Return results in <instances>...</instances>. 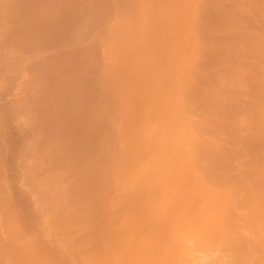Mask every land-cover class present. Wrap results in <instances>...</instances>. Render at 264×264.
Masks as SVG:
<instances>
[{
	"label": "rangeland",
	"instance_id": "1",
	"mask_svg": "<svg viewBox=\"0 0 264 264\" xmlns=\"http://www.w3.org/2000/svg\"><path fill=\"white\" fill-rule=\"evenodd\" d=\"M188 1H190L191 3ZM188 1L0 0V192H2L0 194V196H2L0 197V264H32V262L33 264H82L81 260L83 258L82 255H80L82 254V252L84 253V251L88 250V254H93L94 252L96 254V249L103 250L102 248L104 247V244H107L104 242H107L109 240L110 237H107L109 232L111 234L115 230V228H118L116 229V231L118 230L117 234L118 232L119 234L122 233L120 232L121 230L119 231V227L126 223V219L128 218H125V216H123V218L121 216L119 219H117V224L114 223L115 227H110L111 225L109 226L107 222L109 221L108 215L106 213L105 215L103 214L104 209L106 207L105 205H107L108 207L111 206L110 204H120L119 201H122L121 199L124 196L126 198L127 193L136 190L139 186L142 185V183L139 181V178L140 176H143V173H147L148 175L152 173H157L154 177V182L170 183L172 180L170 181V179L168 178L169 175H173V173L179 171L189 172L191 170V166L194 165L201 166L204 169L203 174L195 175V177L191 179V181L186 183L187 187H190L194 186L193 184L197 183L198 185L202 182L210 183L211 185L219 183L220 178L216 175V172L218 170L223 172L220 169L224 168L223 175L225 173L226 176L231 175L235 177L236 173L238 172L239 174V171H241V169L256 164L257 166H255L259 168H256V173L252 172L251 174H248L249 176L247 175L245 178V182H247L246 185L248 186L250 184V187H252V189L253 185H255L256 189L254 186V190L252 191L253 194L244 191L245 193L244 195L242 194V196L243 198L244 196L247 197L249 195L252 197L255 196V199L257 197V204H252V206L250 207H260V210L256 208L257 210H259L258 212L264 210V175H262L264 174V143L263 145H259V143H257L259 146L257 144L254 147L251 146V149L253 151V154H250L252 155L251 157L246 154V156L244 155V157H242L243 155H239V157L237 155V157H235L236 153L230 152L231 154H235V156L233 157V155L231 156L230 154L229 157H221L215 159L211 157L212 155L208 156L210 154L207 155L206 153V155L196 154L198 156H196L194 161H191V163L184 162L183 160L178 159L176 157V153H178L179 150H184L187 153L191 150L190 148H193L195 145H199V151H201V148H205L204 144L207 146L208 143H212L218 139L220 141L222 139V142L226 140V142L229 143L231 142L230 140L234 142L235 140L238 141L239 139H241L239 135H244L243 137H245L246 135L248 136L251 133L250 136L252 135V137H254L253 135H255V138L260 136L261 133L262 135H264V106L262 107L256 105L259 107L257 109L255 108V106H253L254 109L251 107V109H247V107L245 109L240 108V110L243 109L245 112H242L241 110L242 115H239L241 117L237 118L235 115H232V112L229 113L231 109L230 106H227L226 108L224 107L226 109H224V113L222 112L223 110H221L223 108L218 107L216 104L218 101L220 102L222 101V99L226 100L225 98L227 96H232L234 95V93L237 94L239 91L243 93L245 92V94H240L244 95L245 97L247 96L245 98L246 101L253 100L257 103L259 98H262L260 92L258 94L256 91H259V89H257L256 82V88H254V83H251L250 85V87L252 86V88H254L255 92L253 90L249 93L250 89L252 88H249V79L247 76H245L248 79L247 80L245 78L246 80H244L248 81L246 82V85H248L249 88V90L247 89V93L246 89H244L247 88L246 85L244 87V85H242L244 83H240L239 81H243L241 71L243 69L249 68L248 66H251V64L253 65V63H255L252 62V59H254L255 61V59L257 58V56L255 57L254 55L259 56V59H257L259 61L256 60V63H261L260 60L264 58L262 51L264 50L263 48L257 50V52L261 51L259 52V54L257 52H253V54L251 53L252 55L249 54L250 56L247 54V52L250 51H248L249 48L252 51V47L250 46H253L254 41L258 38H252L250 36V31L257 29L255 32H251L252 36L253 34L254 36H257L259 34L264 35V24L261 25L262 23H260L258 19L255 18L260 23L258 24L257 22L259 27L256 26L257 24L255 22L252 26H255L256 28L249 29L252 28V26L248 25V22H246L250 20V18L248 20L246 19L247 16L249 17V15L255 13V11L254 13L251 12V7L253 5H260L262 7V9L260 10L257 8L259 12L254 14L256 15L255 17L259 15L260 18V15H262V17L264 18V1L244 0L243 2L241 0L240 2L239 0H206V2L205 0H199V3L198 0ZM236 1H239L241 6H238L239 3H237ZM249 2L252 3L249 4ZM188 3L190 5H188ZM201 3H203V7L201 6ZM205 6L208 7L206 8ZM239 7L242 10L239 9ZM189 8L195 9L193 11L191 10L192 12L190 11L192 15L189 14L190 12L189 10H187ZM233 9H235V11H233ZM257 9L255 8L254 10L257 11ZM231 14L233 15L231 16ZM197 16L198 18H196ZM235 16L236 18H234ZM190 19H193V21ZM241 19L244 21H241ZM261 19L260 21L263 22L264 19ZM183 22H185L186 26L183 25ZM238 24L240 28L237 27ZM241 25H243L244 31L249 30L247 31L249 32V38L245 36V34L247 33L246 31L245 34L242 32L243 30L241 28ZM239 31H241V33H238ZM258 31L259 33L255 34ZM259 37H261V35H259ZM250 38L252 39L253 43H251ZM194 40L197 42H195ZM236 45H240V47L242 48L241 51H244V54L242 53L241 56V53L238 51L240 54L237 55L238 52L234 49ZM179 46L182 47L179 49ZM247 47L248 49H246ZM110 48H112V51L109 50ZM136 49H138V51ZM236 49L240 50L238 49V46H236ZM246 54L248 57L245 56ZM249 57L255 58L251 59ZM233 58L235 59L233 60ZM238 59H241L242 64L245 65L247 68L245 66H242L240 61L238 62L240 63V65L237 64V62H234ZM260 63L258 65L262 66V64H264V62L262 64ZM236 65L237 67H240L237 68ZM261 66H259L260 68L257 67V71L254 70L256 71L255 76L258 79L255 76L254 78L257 81L261 78H264V74L262 73L264 72V66ZM240 68L242 69L240 70ZM162 74L164 75L162 76ZM238 74L241 75V77ZM237 76L239 77L237 78ZM157 77L158 79H156ZM168 79L171 80L169 81ZM156 80H158L157 84ZM262 82H264V80ZM237 83L242 86H238V88H236ZM224 84L226 85L223 86ZM232 85L235 86L233 87ZM171 87L175 89H172ZM145 88H147V90ZM151 88H153V90L156 89L155 91H157L158 95H156L154 91V95L156 96H153V90ZM177 89L178 91H180L179 93H181H178V95H180V97L182 98V100L179 99V102L176 101L175 98L174 100L171 98L177 97ZM190 90L192 91L190 92ZM197 90L199 91L197 92ZM209 90H211V92ZM174 92L176 93V95L173 94ZM221 92L223 93L221 94ZM150 93L152 94L151 99L150 97H148ZM191 93L194 95H191ZM169 94H172L174 96L171 95L170 97L168 96ZM204 94H210L213 97L209 95V98H211L206 99L204 97ZM216 94L218 97L216 96ZM164 95H167L166 98L170 97L171 100L166 99ZM190 95L191 98L193 96H203L204 98H202L206 100H200V98L199 100L197 99L195 102L191 101V103L189 102L190 98H187ZM250 96H253L254 98L258 96L261 97H258V100L256 101L255 99L257 98L253 99V97L250 98ZM180 100L182 102H180ZM187 102L190 103L189 106L186 105L188 104ZM203 103H208L209 105L213 103L216 104L217 108H215L216 106H214L213 109L214 111L216 109L218 111L216 112L219 115L215 113V116L217 115V117L214 116L216 121L215 123L213 122L214 120L211 121L213 122V124H222V126L218 125L217 128L216 125H213L216 127H214L215 129L219 130L213 132L215 130L213 128V133H203L204 135L202 134V136L196 134L195 137V134H190V132L192 131H189L187 124H183V121L185 122V119L193 117L191 115V112L193 111L196 115H198L197 118L199 119L202 116H206L207 118H209L207 113L206 115H204L205 110L203 106L205 105ZM185 106L191 107L193 111L189 112L187 108L184 109L183 107ZM237 106L238 105L235 106L234 110H239L238 108L240 107V105L239 107ZM167 108L172 109L173 113L174 109H180V113L177 116L178 121H176L175 119L177 123L176 127L173 128L171 134L169 133L170 136L168 137L173 141H177L178 144L176 145V147H171V144L169 145L170 149L165 150L167 147L164 149L161 148L159 150L153 148L154 150L152 149V151H149L151 149H149L148 147L149 152L146 153V150H144V152H142L139 156L137 154H139L140 152L139 150H136L137 148H141L139 146L140 144H135L136 146H139H137V148L135 147V145H131L133 148H131V146H126L130 150L129 151L128 149H124L128 151V153L125 151L127 154H130L131 156L137 155L140 158L142 157V160L136 156V159L138 158L139 162L137 161V159L133 162V164L127 163L129 164V166L126 164L127 166L125 167H127L128 171H131V173L142 172V174L138 173L140 175H138V178H136L137 173L136 175L129 174L132 176L135 175V178H128V175L124 176L127 181L123 180V185H121L120 190L116 187L117 182H115L114 184L113 181L116 179V177L114 179H112L114 176L111 179L108 177L110 181H105V179H107V176L113 174L112 172L115 173L116 170L114 171V169H116V166L114 164L120 166L119 164H117L118 161L115 160H117V158L121 156L120 154L122 153L119 152L122 151L121 148H125V145H127V141H129V145V135L133 132L138 133V131L139 133H141V135L144 132L145 136L149 134H155L156 131L159 129L162 121L164 122L165 119L170 120V118H166L165 116V114H167L168 111L170 112V110H167L165 113H162V115L164 116L159 113L160 111H163L162 109L166 110ZM228 109L229 111L226 112ZM195 114L194 118L196 116ZM126 118L127 120L128 118H130L131 123L132 121L134 123L135 120L136 125L133 124L134 127H132L133 125L129 126V124H127ZM174 118H176V116ZM259 118L262 120H260ZM171 120L170 122L167 120L170 125L172 123ZM179 120L181 121V123H179ZM136 121L138 123H136ZM223 124L227 127V129L228 127L236 128L237 124H240V128L239 126H237L239 130L237 128H231V131H229L230 129L228 131L225 129V131L221 128L223 130L222 131L220 130L219 126L223 127ZM126 125H128L127 128L129 130L127 128L126 129L127 131H129L130 134H125L126 129L123 130ZM243 126H245V128L247 129H243ZM233 129H235L234 132ZM119 131L124 132L118 133ZM122 133H124V135H127V138H125ZM139 133L136 135V137L135 135H131V137L133 136V141H135L136 138L138 139L137 136H139ZM117 134H121V136H123L121 137L123 138V140H121ZM116 135L118 138L116 137ZM114 139H116L117 141H114ZM137 139L136 141H138ZM232 142L229 144H225L229 148ZM240 147L242 148V146ZM193 149L191 151H193ZM5 150L7 152H5ZM98 151H100V153ZM191 151L189 152V154H191ZM3 155L6 157L4 158ZM257 158H259V160ZM111 160L114 161L112 162ZM250 163L254 164L252 165ZM209 167L212 169L215 167L214 170L216 169L214 171L215 175L212 176L213 178L208 177L205 174L209 171ZM98 169H102L104 171L106 169L105 172L107 176L104 171H99ZM107 170L109 172L111 171L110 174L109 172H107ZM159 172H161L163 175L167 174L168 177H160ZM125 173L127 174V171ZM3 179H5L6 181H3ZM144 180L145 179H143L142 181L144 182ZM115 181H117V179ZM146 181L148 182V180ZM4 182H6L7 184H4ZM147 182H145V185L142 186H149ZM259 182L261 183L259 184ZM79 184L83 185V187H81ZM3 185L6 186V190L4 191L5 195L2 191L5 189L4 187H2ZM114 185L117 190H115V188L113 189ZM239 185L236 181L235 183L224 185V187L234 189L238 188ZM73 186L82 188V190L80 189L81 191L85 190V192L90 194H88L90 198L86 196L87 193L84 194L85 192L82 193L87 198L84 196L82 197L81 192H79L81 193V195L78 194L79 188L76 191L77 195L71 197L70 195L75 194V192L72 193V191L69 190V194L70 191L71 194L68 195L70 197H67V190L71 189ZM239 187L241 188V186ZM240 188H238L237 190H239ZM8 189L10 192L7 194ZM129 189L132 190L129 191ZM244 189L249 191L247 188ZM74 190H76V188H74L73 191ZM104 190L107 192V194L105 193L107 196L102 195L104 193ZM239 193H242V191H239ZM2 194L4 195V197ZM9 194H12V196L10 195L11 198L8 200V197L5 200V196H9ZM113 195H116L115 198ZM236 195L229 197L226 196V198L221 200V205H219V207H222L221 210L224 207L225 211L223 209V212L233 211V215L229 213L227 214V216L226 214L223 216H215L214 214H212V209L211 211L209 209V211H202L203 213H201V211H194L191 213L189 212L187 213L186 217L183 216L184 220L181 218V220L178 219L179 222L177 219L175 221H173L174 219H169L170 222L172 220L171 224L170 222L169 224H165L163 230L158 229L161 226H154L153 221H155V223L156 221H158L156 216L155 219H151L152 216L150 217L148 216V214L146 215V213L136 212L135 215L132 216V219H134V222H139L140 224L138 225H141V227H138V230L134 229V231L132 232L138 233V231H140L143 234H149V232H151L150 230H159L158 232H162L166 235L167 233H173V231H178L179 233H181L180 229H182L181 231H184L186 234H181L183 235L181 237H186L192 241L194 252L205 251L210 248H214L215 245H217V243L211 242L210 245L208 243L209 246H207V244L205 245L202 241H200V239L207 237V233H210L214 229L217 230V225H221V223L226 224L227 228H225L223 234H221L220 232L219 237H226L225 239L228 238L227 241L232 240L233 238L235 242L236 239L240 240L243 239V237L247 240V238H250L251 236L253 237V235L255 234L257 235L258 231L255 230L256 228L254 229L256 225L258 227V223L256 224V222H259V225L262 224V227H260L262 228L261 231L263 234L264 213L262 212L264 211H262L260 214L257 212L255 214L253 212L255 214H253V216L249 215L250 213H252V210L251 208H248L249 206H245V204V207L243 206V200L245 198L243 199L241 195L238 196V193ZM12 197L14 199L13 202L11 201ZM67 199H69L70 201L68 202ZM7 200L9 202L11 201L10 204L16 203V205L14 204L13 206L17 207V216L14 215L15 217H11L14 213L12 214V212H10V215H8V211L5 212L6 206L10 207V210H12L11 208H13V206H11L9 202H7ZM260 200H262V203L259 202ZM63 202L66 203V206ZM102 203H104L105 205ZM258 203L261 205H259ZM61 206H65L62 207V210L64 212L61 210ZM261 206L263 208L262 210ZM83 209L86 211L93 210V212L97 210V213L95 214L91 213L92 211H89L91 214L89 213V217H86L88 220H85V218H82L84 217V215L80 213L84 211ZM101 211L103 212L101 213ZM87 212L84 211V213H86L85 215H87ZM236 212L239 214H237ZM202 214H206V216L204 215L203 217ZM243 214L246 215L244 217L245 219H241ZM90 215H94L92 216L93 218L91 217L93 220L90 219ZM207 216L213 217H211V220H209V217ZM230 216L231 218H229ZM237 216L238 218L240 217V220L237 218L239 222L235 219ZM62 218H64V220ZM72 218H74L75 220L73 224H71L73 220ZM206 218H208L207 220L209 222L206 220ZM246 218L249 220L247 221ZM69 219H72L70 225H68L70 222ZM234 219L238 222V224L236 223V221H234ZM66 220H68L67 225L71 227L66 228V225H64L63 223L64 221L66 222ZM212 220L214 222V225L212 224L213 222H211ZM76 221L77 223H75ZM232 221L234 222L233 224H236L232 225ZM15 222H18V224L21 223V228H19V225L17 229L20 230H17L15 232L14 229L13 232L10 223L13 224L12 226H14ZM147 222L150 225H146ZM205 222L208 224H206ZM104 223L106 224V226H109V228H106V226H104ZM49 225L53 229H51ZM209 225H212L213 228H211ZM150 226L151 228L155 229L149 228ZM31 228L33 229L31 230ZM48 229L51 232H49ZM206 229L211 231L208 232ZM147 230H149V232ZM24 231L27 233H25ZM48 232L52 235H47ZM85 233L87 236L86 239L84 237ZM96 233L98 235H96ZM113 233L115 234L116 232L114 231ZM154 234L156 235V232H151L152 236ZM234 234L235 237H232L234 236ZM262 234H259L258 232V236ZM262 236H260V239ZM79 237L82 238V240H86H84L85 243L81 241L82 245L80 244V242H78L77 244V241L81 240ZM105 237H107V241H105ZM119 237H116V241L120 240V238H122L123 236L120 238ZM40 238H44V240L40 241ZM253 238L255 239L257 237L255 236ZM35 239L39 242L38 244ZM123 239L124 238H122L121 241ZM254 239L249 240L255 241L256 239ZM15 240H17V242ZM46 240H48V243ZM246 240L244 241L245 247H243V249H246V246H248L247 249L250 247V249L248 250L251 251V247L253 246V244H255L256 241L251 242L253 243L251 245L250 241L247 242ZM41 242L45 243L43 244ZM113 242L114 240H112L111 246L114 245L112 244ZM45 244H51V246L48 247L47 245L46 247H44ZM83 244L87 245L84 246ZM82 246L85 247V250L83 248L82 249L84 251L80 249L82 250V252H77V254L79 253L78 255H80L78 256L75 250H79L78 248ZM93 246L95 247V249ZM86 247L88 248L87 250ZM74 248L76 249L73 250ZM109 248L110 247H108L106 250H108ZM223 248L225 249V247ZM92 249H94L95 251H93ZM90 250L91 252H89ZM101 250H99L100 253L102 252ZM181 250L185 253L184 247H182ZM258 252L262 254L261 251L258 250ZM86 253H84L85 255L83 256H86ZM95 254L93 256H95ZM103 254L104 252H102V254L100 255L102 256V258H100L97 251L95 261L94 257H92L91 255L93 259L90 262L96 264V260L99 261L98 258L103 261V258L105 257V254ZM129 255H127V257ZM124 256L122 257L123 259ZM84 258L86 259L87 257ZM51 259L53 261H51ZM236 260L234 263L237 262L238 264L239 262H241V258ZM55 261L59 262L56 263ZM101 261L98 262V264L103 263ZM86 263L88 264L89 262H84V264ZM103 264H105V262Z\"/></svg>",
	"mask_w": 264,
	"mask_h": 264
},
{
	"label": "bare ground",
	"instance_id": "2",
	"mask_svg": "<svg viewBox=\"0 0 264 264\" xmlns=\"http://www.w3.org/2000/svg\"><path fill=\"white\" fill-rule=\"evenodd\" d=\"M188 1V0H187ZM194 1V0H193ZM204 1V0H203ZM206 1V0H205ZM240 2H241V0H239ZM239 1H236L237 3H239ZM243 2H244V0H242ZM261 1V0H260ZM264 1V0H263ZM186 2V1H185ZM188 2H190V1H188ZM196 2V1H195ZM207 2V1H206ZM242 2V3H243ZM248 2V1H247ZM184 3V2H183ZM191 3V2H190ZM198 3H199V0H198ZM197 3V4H198ZM210 3V2H209ZM209 3H208V5H209ZM241 3V4H242ZM252 3V2H251ZM250 2H249V4H251ZM255 3V2H254ZM264 3V2H263ZM186 4V3H185ZM194 4V3H193ZM196 4V5H197ZM202 4V5H201ZM201 4H199V5H201L202 7H203V3H201ZM205 4H207V3H205ZM235 4V3H234ZM246 4V3H245ZM260 4V3H259ZM262 4V3H261ZM188 5H190L189 3H188ZM240 5V3L238 4V6ZM244 5V4H243ZM187 6V5H186ZM194 6V5H193ZM220 6V5H219ZM241 6V5H240ZM248 6H252V5H248ZM258 6V7H257ZM264 6V5H263ZM192 7V6H191ZM199 7V6H198ZM206 7V6H205ZM208 7V6H207ZM206 7V8H207ZM253 7V8H252ZM251 7V12L252 13H254V11H255V13L254 14H256L257 12H259V10L260 9H262V7L260 6V5H256V6H252ZM259 7H261V8H259ZM194 8V7H193ZM221 8V7H220ZM236 8H238V7H236ZM250 8V7H249ZM248 8V9H249ZM257 9V11L256 10H254V9ZM184 9V8H183ZM222 9V8H221ZM226 9V8H225ZM239 9H241L240 7H239ZM238 9V10H239ZM187 10H189V12L192 10H195V9H192V8H189V9H187ZM197 10V9H196ZM199 10V9H198ZM202 10V9H201ZM242 10V9H241ZM264 10V9H263ZM182 11V10H181ZM191 11V12H192ZM225 11V10H224ZM227 11V10H226ZM233 11H235V9H233ZM237 11V10H236ZM240 11V10H239ZM238 11V12H239ZM189 12H186V13H189ZM191 12L189 13V14H191ZM196 12V11H195ZM198 12V11H197ZM200 12V11H199ZM203 12V11H202ZM220 12H222V11H220ZM229 12V11H228ZM261 12V11H260ZM180 13V12H179ZM227 13V12H226ZM232 13H234V12H232ZM240 13H242V12H240ZM248 13V12H247ZM193 14H194V12H193ZM201 14V13H200ZM199 14V15H200ZM203 14V13H202ZM223 14V13H222ZM254 14H251V15H249V17L247 16V20L250 18V20L249 21H246V22H248L247 24L248 25H250V26H252L255 22H256V24H257V22L259 21L260 23H262L261 25H263L264 23V20H263V22H261L260 21V19L262 18V19H264L263 17H262V15H260V18H259V15L257 16V17H255L256 15H254ZM263 14V13H262ZM192 15V14H191ZM233 14H231V16H232ZM236 15H238V14H236ZM203 16V15H202ZM242 16V15H241ZM251 16V17H250ZM264 16V15H263ZM191 17V16H190ZM194 17V16H193ZM223 17V16H222ZM221 17V18H222ZM187 18V17H186ZM192 18V17H191ZM196 18H198V16L196 17ZM231 18H233V17H231ZM234 18H236V16L234 17ZM245 18V17H244ZM243 18V19H244ZM258 19V21L256 20V19ZM185 19V18H184ZM194 19V18H193ZM193 19H190V20H192L193 21ZM200 19V18H199ZM205 19V18H204ZM261 19V20H262ZM202 20V19H201ZM245 20V19H244ZM244 20H242L241 19V21H244ZM256 20V21H255ZM195 21H197V20H195ZM186 22H187V20H186ZM258 22V24H260ZM190 23H191V21H190ZM194 23V22H193ZM197 24V23H196ZM195 24V25H196ZM243 24V23H242ZM255 24V25H256ZM258 24L256 25V26H258ZM183 25H185V22H183ZM191 25V24H190ZM234 25V24H233ZM157 26V25H156ZM186 26V25H185ZM193 26V25H192ZM249 26V27H250ZM189 27V26H188ZM196 27V26H195ZM199 27V26H198ZM237 27H239L240 28V26H239V24L237 25ZM259 27V26H258ZM257 27V28H258ZM261 27V26H260ZM182 28V27H181ZM180 28V29H181ZM205 28V27H204ZM210 28V27H209ZM212 28V27H211ZM241 28H242V30H243V25H241ZM253 28H256L255 26L253 27L252 26V28H249V29H253ZM264 28V27H263ZM201 29H202V27H201ZM179 30V29H178ZM207 30V29H206ZM222 30V29H221ZM230 30V29H229ZM239 30H241V29H239ZM257 29H255V30H251L250 31V36L253 38V37H255V38H257L256 40H255V38H254V43H253V41H252V39L250 38V40H251V43H253L252 45L253 46H250V47H252V51H251V49L249 48L248 49V47L246 48V49H248V51L250 52H247V54L249 55H252L253 54V52H257V50H259V49H261V48H263L264 49V35H262V34H259V35H261V37H259V35H255L254 36V34H253V36L251 35V32H255ZM259 30V29H258ZM182 31V30H181ZM187 31H188V29H187ZM193 31H195V30H193ZM246 31V30H245ZM244 30L242 31L244 34L247 32V31H249V30H247L246 32H245ZM179 32V31H178ZM199 32H200V30H199ZM201 32H202V30H201ZM215 32V31H214ZM263 32H264V29H263ZM262 32V33H263ZM195 33V32H194ZM197 33V32H196ZM212 33V32H211ZM217 33V32H216ZM238 33H241V31H239ZM259 33V31L258 32H256L255 34H258ZM227 34V33H226ZM233 34V33H232ZM236 34V33H235ZM234 34V35H235ZM244 34H243V36H244ZM247 34V35H246ZM245 34V36H247V38H249V36H248V34H249V32H247ZM264 34V33H263ZM197 35V34H196ZM212 35V34H211ZM221 35V34H220ZM237 35V34H236ZM235 35V36H236ZM242 35V34H241ZM214 36V35H213ZM219 36V35H218ZM224 36V35H223ZM238 36V35H237ZM263 36V37H262ZM189 37V36H188ZM187 37V38H188ZM194 37V36H193ZM198 37V36H197ZM232 37V36H231ZM234 37V36H233ZM218 38V37H217ZM221 38V37H220ZM225 38V37H224ZM236 38V37H235ZM235 38H233V39H235ZM261 38V39H260ZM41 39H43V38H41ZM189 39V38H188ZM226 39V38H225ZM196 40V39H195ZM194 40V41H195ZM198 40V39H197ZM227 41V40H226ZM225 41V42H226ZM229 41V40H228ZM193 42V41H192ZM195 42H197V41H195ZM220 43V42H219ZM190 44V43H189ZM188 44V45H189ZM232 44V43H231ZM244 44V43H243ZM187 45V46H188ZM227 45H228V43H227ZM233 45V44H232ZM231 45V46H232ZM247 45H249V44H247ZM251 45V44H250ZM219 46V45H218ZM236 46H238V49H240V50H237L236 49ZM235 46V50L238 52H236L237 53V55H239L240 54V56L242 55V53L244 54V51H241V47H240V45H236ZM244 46V45H243ZM108 47V46H107ZM182 47V46H181ZM180 46H179V49L181 48ZM191 47V46H190ZM203 47V46H202ZM229 47V46H228ZM240 47V48H239ZM187 48V47H186ZM205 48V47H204ZM178 49V48H177ZM209 49V48H208ZM244 49V48H243ZM245 49V50H246ZM109 50H111L112 51V48H110ZM108 50V51H109ZM137 51H138V49H136ZM198 50V49H197ZM231 50V49H230ZM223 51V50H222ZM263 51V57H264V50H262ZM259 52H261V51H258L257 53L259 54ZM224 53V52H223ZM226 53V52H225ZM228 53V52H227ZM230 53V52H229ZM252 53V54H251ZM247 54L245 55L246 57H248L247 56ZM256 54V53H255ZM223 55H225V54H223ZM249 55V56H250ZM211 56V55H210ZM228 56V55H227ZM232 56V55H231ZM236 56V55H235ZM239 56V57H240ZM244 56V55H243ZM255 57L257 56V58L255 59V61H254V59H252V58H255V57H249V58H251L253 61L252 62H255V63H253V65L251 64V66H248L249 68H247L245 65H243L242 64V61H241V59L239 60H236V61H234V62H237V64H239L240 65V63H238L239 61L241 62V65L242 66H245L247 69H243L242 71H241V75H242V79H243V81L241 80V81H239L240 83L241 82H243L244 84H242V85H244V87H245V85L247 84L246 82H248V81H244V80H246L247 78L245 77V76H247L248 77V79H249V83L250 84H248L249 85V88H252V86L250 87V85H251V83L253 84V85H255L254 86V88H256V84H255V82L257 83V89H259V91L258 90H256L257 91V93L259 94V92H260V95L262 96V98L264 99V82H262L263 80H264V78L262 79L261 77V79L260 80H256L255 78H254V76H255V72L257 71L256 69H257V67L258 68H260L259 66H261V65H258L260 62H258V63H256V60L257 59H259L258 57V55H254ZM234 57V56H233ZM245 57V58H246ZM261 57V56H260ZM262 57V58H263ZM223 58V57H222ZM215 59V58H214ZM235 58H233V60H234ZM264 59V58H263ZM260 60L261 61V63L260 64H262L263 62H264V60ZM232 60V59H231ZM243 60H246V59H243ZM213 61V60H212ZM249 61V60H248ZM248 61H246V62H248ZM257 61H259V60H257ZM263 61V62H262ZM250 62V61H249ZM244 63V62H243ZM213 64V63H212ZM218 64V63H217ZM210 66V65H209ZM241 66V67H242ZM262 66H264V64H262ZM261 66V67H262ZM229 67V66H228ZM236 67H237V65H236ZM240 67V66H239ZM239 67H237V68H239ZM208 68V67H207ZM210 68V67H209ZM219 68H221V67H219ZM264 68V67H263ZM242 68H240V70H241ZM137 70V69H136ZM185 70V69H184ZM190 70V69H189ZM188 70V71H189ZM193 70V69H192ZM239 70V69H238ZM254 70H256V71H254ZM260 70V69H259ZM222 71V70H221ZM148 72V71H147ZM230 72V71H229ZM238 72V71H237ZM108 73V72H107ZM139 73V72H138ZM157 73H158V71H157ZM173 73V72H172ZM186 73V72H185ZM196 73V72H195ZM222 73V72H221ZM234 73H235V71H234ZM239 73V72H238ZM263 74H264V72H262ZM160 74V73H159ZM175 74V73H174ZM178 74H180V73H178ZM189 74V73H188ZM204 74V73H203ZM202 74V75H203ZM206 74V73H205ZM216 74V73H215ZM227 74V73H226ZM240 74V73H239ZM238 74V75H239ZM112 75V74H111ZM154 75V74H153ZM164 74H162V76H163ZM212 75V74H211ZM220 75V74H219ZM231 75V74H230ZM241 75H239L240 77H241ZM249 75H252V76H249ZM139 76V75H138ZM148 76V75H147ZM152 76V75H151ZM201 76V75H200ZM216 76V75H215ZM239 76H237V78L239 77ZM161 77V76H160ZM165 77V76H164ZM164 77H162V78H164ZM169 77V76H168ZM191 77V76H190ZM250 77V78H249ZM256 77V76H255ZM264 77V76H263ZM112 78V77H111ZM110 78V79H111ZM141 78V77H140ZM167 78V77H166ZM203 78V77H202ZM209 78V77H208ZM220 78V77H219ZM224 78V77H223ZM246 78V79H245ZM257 78V77H256ZM156 79H158V77L156 78ZM191 79V78H190ZM205 79V78H204ZM226 79V78H225ZM230 79H231V76H230ZM247 79V80H248ZM258 79V78H257ZM131 80V79H130ZM135 80V79H134ZM169 80V79H168ZM167 80V81H168ZM171 80V79H170ZM169 80V81H170ZM240 80V79H239ZM262 80V81H261ZM150 81V80H149ZM157 81L158 80H156V84H157ZM165 81V80H164ZM196 81V80H195ZM207 81V80H206ZM205 81V82H206ZM209 81V80H208ZM234 81V80H233ZM140 82V81H139ZM161 82V81H160ZM159 82V83H160ZM214 82V81H213ZM230 82V81H229ZM228 82V83H229ZM238 82V83H239ZM199 83V82H198ZM197 83V84H198ZM209 83H211V82H209ZM218 83H220V82H218ZM237 83V86H236V88H238V86H242V85H239ZM201 84H202V82H201ZM232 84H233V82H232ZM193 85V84H192ZM221 85V84H220ZM226 84H224L223 86H225ZM235 85H236V83H235ZM234 85V86H235ZM248 85H246V87L247 88H244V89H246V92L248 93V91H247V89L249 90V88H248ZM136 86H137V84H136ZM141 86V85H140ZM167 86V85H166ZM203 86V85H202ZM233 86V85H232ZM233 86V87H234ZM160 87V86H159ZM169 87V86H168ZM167 87V88H168ZM192 87V86H191ZM210 87V86H209ZM213 87H214V85H213ZM141 88V87H140ZM172 88V87H171ZM177 88H179V87H177ZM182 88V87H181ZM181 88H180V90H181ZM201 88V87H200ZM254 88H252V89H250V91H249V93L250 92H252L253 90H254ZM146 90H147V88H145ZM152 90H153V88H151ZM172 89H175V88H172ZM193 89V88H192ZM209 89H211V88H209ZM235 89V88H234ZM243 89V90H244ZM145 90V91H146ZM156 90V89H155ZM155 90H153V96H156V95H158L157 94V91H155ZM213 90V89H212ZM218 90V89H217ZM229 90V89H228ZM241 90V89H240ZM242 90V91H243ZM154 91H155V93H156V95H154ZM177 92V97H171V95L169 94L168 96H170L173 100H174V98H175V100L176 101H178L179 102V99H181L182 100V98L180 97V95H178V93L180 92V91H178V89L176 90ZM188 91V90H187ZM192 90H190V92H191ZM199 90H197V92H198ZM210 92H211V90H209ZM216 91V90H215ZM219 91H221V90H219ZM226 91V90H225ZM231 91H232V89H231ZM230 91V92H231ZM239 91V90H238ZM245 91V90H244ZM161 92H162V90H161ZM214 92V91H213ZM217 92V91H216ZM224 92V91H223ZM223 92H221V94L223 93ZM228 92V91H227ZM254 92H255V90H254ZM167 93V92H166ZM176 93L174 92L173 94H175L176 95ZM196 93V92H195ZM200 93V92H199ZM208 93V92H207ZM229 93V92H228ZM240 93H243V92H241V91H239L237 94L236 93H234V95H232V96H227L225 99L226 100H223L222 99V101H216L217 103V106L218 107H222L223 109H221V110H223L222 112H224L225 113V111H224V109L227 107V106H230V111H229V109L226 111V112H228L229 111V113L230 112H232V115H235L237 118H239V117H241V116H239V115H242L241 114V110H242V112L244 111L243 109H245L246 107H247V109L249 108V109H251V108H253L254 109V107L253 106H255V108L257 109V108H259L258 106H264V101H263V99L261 98H259V100H258V97H261V96H258V97H255V98H257V99H255L253 96H250V98H252L253 97V99H255L256 101H257V103L255 102V101H253V100H247L246 101V97L244 96V95H242V94H240ZM105 94V93H104ZM147 94H149V93H147ZM147 94H146V96H147ZM162 94V93H161ZM179 94H181V93H179ZM233 94V93H232ZM243 94H245V92L243 93ZM191 95H194V94H192L191 93ZM191 95L190 96H188L187 98L189 99L190 98V101L189 102H195L197 99L199 100L200 98V100H202L204 97L206 98V99H210L211 97H213V96H211L210 94H208V95H205L203 98L201 97V96H198V97H195V96H193L192 98H191ZM200 95V94H199ZM209 95L211 96L210 98H209ZM228 95V94H227ZM250 95V94H249ZM138 96V95H137ZM165 96V95H164ZM167 96V95H166ZM166 96H165V98H166ZM172 96H174V95H172ZM182 96V95H181ZM216 96H217V94H216ZM148 97H150V99H151V97H152V94L150 93V95L148 96ZM166 98V99H170L171 100V98ZM218 97V96H217ZM224 97H225V95H224ZM130 98V97H129ZM186 98V99H187ZM185 99V100H186ZM206 99H203V100H206ZM213 99V98H212ZM180 100V102H182ZM184 100V101H185ZM220 100V99H219ZM168 101V100H167ZM132 102V101H131ZM191 102V103H192ZM199 102V101H198ZM209 102V101H208ZM188 103V102H187ZM240 103V104H239ZM204 104V103H203ZM216 104H210V105H212V106H210L208 103H206V104H204L205 106H203L204 107V112H205V114L204 115H206V113H207V115L209 116V118H207L206 116H202L200 119L199 118H197V116L198 115H196L195 114V112L193 111V109H191V107H188L189 105H190V103H188V104H186V105H188V106H185V107H183L184 109H186L187 108V110L189 111V112H191V111H193V112H191V115L193 116V117H191V118H188V119H185V122L183 121V124H187V127H188V129H189V131H192V132H190V134H195L194 136L196 137V134L197 135H200V136H202V134L204 133V134H211V133H213V132H215V131H217V130H219V129H215L216 127L215 126H213V125H216L217 126V128H218V125H220V126H222V124H213V122L215 123V121H216V119H215V117H217V115H219L217 112V110L215 109V111H214V109H213V107L214 106H216ZM236 105H238L237 107H239V105H240V107L238 108L239 110H234V108H235V106ZM241 105H242V107H241ZM256 105H258V106H256ZM166 106V105H165ZM217 106L215 107V108H217ZM225 107V108H224ZM236 107V108H237ZM251 107V108H250ZM240 108H243V109H241L240 110ZM262 109V108H261ZM264 109V108H263ZM160 110V109H159ZM163 111H160L159 113L162 115V113H165L167 110H170V112L168 111L167 112V114H165V116H166V118H170V120L172 119H174L173 121L175 122H173L172 120H171V125H170V120L169 119H165L164 120V122L162 121L161 122V125H160V127H159V129L156 131V133L155 134H153V135H151V134H149V135H147V136H145L144 135V132L142 133V135H141V133H139V131H138V133H139V136H137L138 137V141H136V139H135V141H133L132 139V137H131V135H135V137H136V135L138 134V133H132L131 131V133L132 134H130L129 133V131H127V126L128 125H126L125 126V128H123V130H125L126 128V131H125V134H130L128 137V140L130 139V143H129V145H128V142L129 141H127V145H125V148H121V150H119V151H121V152H119V153H122V154H120L121 156V158L119 157V158H117V160H115V161H118L117 162V164H119L120 166H118V165H116V164H114L115 166H116V169H114V171H115V173L114 172H112L113 174H111V175H109L110 174V172L107 170V172H109V176H107V174H106V169H105V171L104 170H102V169H100V170H102V171H104L105 172V174H106V176H107V179H105V181L107 180V181H110L109 180V178L111 179L113 176V178L112 179H114L115 177H116V179H117V181H115V180H113L114 181V184H115V182H117V185H116V187H117V189H121V185H123V180H126L127 181V179L124 177V176H126V175H128V178H133L135 175H136V173L137 172H135V173H131V171H128V169H127V167H125V166H129V164H133V162L135 161V160H137L138 158L139 159H141L142 160V157L140 158L139 156L141 155V153L142 152H144V150H146L145 152L146 153H148L149 151H152V149L153 148H155V149H164V148H166L165 150H167V149H170V146L169 145H171V147H173V146H175L176 147V145L178 144L177 143V141L176 140H174V141H176V142H174L173 140H171L170 138H168L169 136H170V134H171V132H172V130H173V128L174 127H176V121H178V119H177V116L179 115V113H180V109H174L173 111H174V113L172 112V109H166V110H164V109H162ZM220 110V111H221ZM226 110V109H225ZM217 111V112H216ZM259 111V110H258ZM156 112H158V111H156ZM245 112V111H244ZM129 113V112H128ZM131 113V112H130ZM170 113H172V114H170ZM215 113L217 114L216 116H215ZM223 113V114H224ZM1 114V113H0ZM173 114H175V115H173ZM194 114L196 115L195 116V118H194ZM244 114V113H243ZM262 114V113H261ZM129 115V114H128ZM203 115V114H202ZM131 116V115H130ZM162 116H164V115H162ZM168 116V117H167ZM170 116V117H169ZM171 116H172V118H171ZM176 116V118H174ZM215 116V117H214ZM250 116V115H249ZM126 117H129V116H126ZM132 117V116H131ZM214 117V118H213ZM133 119V118H132ZM137 119V118H136ZM175 119H176V121H175ZM260 119V118H259ZM126 120H127V118H126ZM169 122H168V121ZM211 120H214L213 122L211 121ZM260 120H262V119H260ZM130 121V122H129ZM167 121V122H166ZM210 121H211V123H210ZM3 122V121H2ZM2 122H1V124H2ZM209 122V123H208ZM136 123H138L137 121H136ZM168 123V124H167ZM179 123H181V121L179 120ZM217 123V122H216ZM127 124H129V126H132L133 124H135V120H134V123H133V121H132V123H131V120H130V118H128V120H127ZM173 124V125H172ZM5 125V124H4ZM136 125V124H135ZM213 126V127H212ZM219 126V128H220V130H229V131H231V128H235V127H228V129H227V127L223 124V127H220ZM225 126V127H224ZM237 126H239V128H240V124H237L236 125V128L239 130V128L237 127ZM242 126V125H241ZM132 127H134V125L132 126ZM131 127V128H132ZM215 127V128H214ZM120 128V127H119ZM130 128V127H129ZM215 130H214V129ZM222 128V129H221ZM235 128V129H236ZM245 128V126H243V129ZM257 128V127H256ZM134 129V128H133ZM137 129V128H136ZM235 129H233V132H234V130ZM241 129H242V127H241ZM245 129H247V128H245ZM250 129V128H249ZM114 130V129H113ZM129 130V129H128ZM214 130V131H213ZM222 130V131H223ZM225 130V131H226ZM256 130V129H255ZM133 131V130H132ZM135 131V130H134ZM149 131V130H148ZM213 131V132H212ZM243 131V130H242ZM260 131V130H259ZM104 132V131H103ZM121 132H124V131H119L118 133H121ZM136 132V131H135ZM256 132V131H255ZM7 133V132H6ZM117 133V132H116ZM149 133V132H148ZM170 133V134H169ZM98 134V133H97ZM123 134V136L125 137V138H127L126 136L127 135H124V133H122ZM203 134V135H204ZM247 134V133H246ZM249 134V133H248ZM251 134V133H250ZM250 134L246 137H243L242 135H239L240 136V138L241 139H239V137H238V139L240 140H235L234 142H232V140H230L231 142H232V144H230V147L228 148L227 147V145L225 144V143H227V144H229V143H231V142H226V140H224L223 142H222V139H221V141L218 139V140H215L214 142H212V143H206L207 144V146L204 144V149H202L201 148V151H199V149H200V147H198V146H194L193 148H195V149H193V148H190L191 150L193 149V151H191V154H189V152H185L184 150H182V151H180L179 150V152L178 153H176V157L178 158V159H181V160H183L184 162H190L191 163V161H194V159H195V157L196 156H198V155H206V153H207V155L208 154H210V155H208V156H211V157H213V158H215V159H217V158H221V157H229V155L231 154L230 152H232V153H236V156H235V154H231V156L233 155V157L235 156V157H237V155H238V157H239V155L241 156V155H243L242 157H244V155L246 154V155H249V157H251L252 155H250V154H253L252 152V149H251V146L252 147H254L257 143H259V145H263V143H264V135H262V133H261V135L260 136H258L257 134H258V132H257V136L258 137H256L255 138V135H253L254 137H252V135L250 136ZM253 134H255V133H253ZM264 134V133H263ZM118 135V134H117ZM117 135H116V137H117ZM113 136V135H112ZM123 136H121V134H119L118 135V137L121 139V140H123V138H121V137H123ZM145 136V137H144ZM194 136H193V138H194ZM243 138H242V137ZM101 137V136H100ZM115 137V138H116ZM117 137V138H118ZM134 137V138H135ZM164 137V138H163ZM165 137H167V138H165ZM199 137V136H198ZM84 138V137H83ZM116 138V139H117ZM140 138V139H139ZM3 139V138H2ZM116 139H114V141L116 140ZM164 139H165V141H164ZM167 139H169V140H167ZM167 140V141H166ZM172 142H171V141ZM229 140H227V141H229ZM5 141V140H4ZM91 141V140H90ZM105 141V140H104ZM117 141V140H116ZM132 141V142H131ZM88 142V141H87ZM112 142V141H111ZM139 142V143H138ZM238 142H241V143H238ZM86 143V142H85ZM98 143H100V142H98ZM117 143V142H116ZM168 143H170V144H168ZM7 144V143H6ZM9 144V143H8ZM124 144H125V142H124ZM135 144H140L139 146L143 149V151H142V149L140 150L139 148H137V146L135 145ZM37 145V144H36ZM116 145V144H115ZM123 145V144H122ZM131 145H135V147L137 148V150L136 151H138L139 150V154H137V155H139V156H137L138 158L136 159V156L134 157V156H131L130 154H127L128 153V151H126V150H124V149H128L129 150V148H127L126 146H128V147H130ZM258 145V144H257ZM258 145V146H259ZM30 146V145H29ZM85 146V145H84ZM112 146H113V144H112ZM138 146V147H139ZM169 146V147H168ZM240 146H242V148L240 147ZM34 147V146H33ZM134 147V148H135ZM148 147H149V149H151V150H149L148 151ZM261 147V146H260ZM264 147V146H263ZM114 148H116V147H114ZM118 148V147H117ZM131 148H133L132 146H131ZM130 148V149H131ZM11 149V148H10ZM80 149V148H79ZM110 149V148H109ZM119 149V148H118ZM117 149V150H118ZM230 149V150H229ZM2 150V149H1ZM116 150V151H117ZM132 150V149H131ZM154 150V149H153ZM195 150V151H194ZM32 151V150H31ZM110 151V150H109ZM127 153H126V152ZM130 151V150H129ZM135 151V152H136ZM175 151V150H174ZM197 151H198V153H197ZM206 151V152H205ZM1 152V151H0ZM5 152H7L6 150H5ZM99 153H100V151H98ZM118 152V151H117ZM134 152V153H135ZM210 152V153H209ZM258 152V151H257ZM262 152V151H261ZM115 153V152H114ZM130 153V152H129ZM133 153V152H132ZM4 154V153H3ZM87 154V153H86ZM113 154V153H112ZM117 154V153H116ZM196 154H198V155H196ZM89 155V154H88ZM114 155V154H113ZM130 155V156H129ZM245 155V156H246ZM83 156V155H82ZM144 156H145V154H144ZM207 156V157H208ZM230 156V157H231ZM257 156H259V155H257ZM3 157L5 158L6 156H4L3 155ZM8 157V156H7ZM248 157V158H249ZM260 158V157H259ZM259 158H257L258 160H259ZM82 159H83V157H82ZM114 159V158H113ZM139 159L137 160L138 162H139ZM261 159V158H260ZM58 160V159H57ZM74 160V159H73ZM254 160V159H253ZM82 161V160H81ZM105 161V160H104ZM112 162L114 161V160H111ZM137 161H136V163H137ZM65 162H67V161H65ZM69 162V161H68ZM76 162V161H75ZM106 162H109V161H106ZM141 162V161H140ZM143 162V161H142ZM116 163V162H115ZM127 163H129V164H127ZM7 164V163H6ZM67 164V163H66ZM70 164V163H69ZM83 164V163H82ZM88 164V163H87ZM127 164V165H126ZM250 164H252V163H250ZM254 164V163H253ZM252 164V165H253ZM72 165V164H71ZM70 165V166H71ZM98 165V164H97ZM138 165V164H137ZM226 165V164H225ZM256 165V164H255ZM255 165H253V166H248V167H246V168H243V169H241V171H239V174H238V172L236 173V176L234 177V176H231V175H228V176H226V174L224 173V175H223V172H224V168L223 169H220V170H222L223 172H221V171H219L218 169V171H219V173H218V171L216 172V175L220 178V182L219 183H216L215 185H211L210 183H206V182H202L201 184H198L197 185V183L196 184H193L194 186H190V187H187V185H186V183H188L189 181H191V179H193L194 177H195V175H202L203 174V168L201 167V166H196V165H194V166H191V170L189 171V172H175V173H173V175H169V177H168V175L166 174V173H164V174H166V175H163L161 172H159V174H160V177H168L169 179H170V183H162V182H154V177L156 176V174L157 173H152V174H147V173H143L142 174V172L141 173H139V174H142L143 176H140L138 173H137V177L136 178H138V175L140 176V178H139V181L142 183V185H145V182H147L146 180H148V185L149 186H142L141 184V186H139L136 190H133L132 192H129V193H127V195H129V196H127L126 195V198H125V196L121 199L122 201H119L120 202V204H110L111 206H108L107 207V205H105L104 203H102V204H104L106 207H105V209H104V215H105V213L108 215V217H109V221H107L108 222V224H109V226L110 227H115L114 226V223L115 224H117L116 222H117V219H119L121 216L123 217V216H125V218H128V219H126V223H124L122 226H120L119 227V231L120 232H122V233H124V234H122V233H120L119 234V232H118V234H117V231H116V229H118V228H115V234L112 232L111 234H110V232H109V234H108V238H109V240L107 241V237H105V241H107V242H104V243H107V244H104V247L102 248L103 250H101V249H96L97 251H98V254H99V257L100 258H102V256H100L101 254H102V252H104V254H105V252L106 251H109V252H106V254H105V257L103 258V261H101V259L100 258H98V256H97V258H98V260L99 261H97L96 260V264H98V262H105V264L106 263H108V264H186V262H185V253L184 252H182V247H183V241H185V240H189L188 238H186V237H181V236H183V235H181V234H186L184 231H181L182 229H180V232L181 233H179L178 231H176L175 229V231L176 232H174L173 231V233H167L166 235L164 234V233H162V232H158L159 230H157V231H153V230H150L151 232H156V235L154 234L153 236L151 235V232H149V230H147L148 232H149V234L148 233H142V232H140V231H138V233H140V234H138L137 232L136 233H134V232H132V231H134V229H137L138 230V227H141V225L139 226L138 224H140L139 222L137 223L136 221L134 222V219H132V216L133 215H135V213L136 212H141V213H146V215L148 214V216H152L151 217V219L152 218H154L155 219V216L157 217V219H158V221H156V223H155V221H153L154 223V226L156 225V227H159V226H161V227H159L158 229H163L164 227H165V224H169V222H170V220L169 219H174L173 221H175L176 219L178 220H181V219H183V216H185L186 217V215H187V213H191V212H194V211H198V212H200L201 211V213H203L202 211H207L208 209L211 211V209L213 210L212 212V214H214L215 216H223V215H225L226 214V216H227V214H231V215H233L232 213H233V211H228L227 209V211L228 212H223V209H224V207H223V209L221 210V206L219 207V205H221L220 204V202H221V200H223L224 198H226V196L227 197H229V196H233V195H236L237 193H238V196L239 195H241L242 196V194L244 195V193L245 192H247V193H251V194H253V190H254V186L255 185H253V189H252V187H250L251 185L249 184L248 186L246 185V183L247 182H245V178H246V176L248 175V174H251L252 172H254V173H256V168H258V167H256ZM91 166V165H90ZM89 166V167H90ZM119 168H118V167ZM259 166V165H258ZM5 167V166H4ZM68 167H69V165H68ZM106 167H108V166H106ZM8 168V167H7ZM93 168V167H92ZM129 168V167H128ZM143 168V167H142ZM215 168V167H214ZM214 168L212 169V168H210L209 167V171L208 172H206L205 174L208 176V177H211V178H213L212 176H214L215 175V173H214V171L216 170H214ZM217 168V167H216ZM241 168V167H240ZM104 169V168H103ZM118 169V170H117ZM259 169V168H258ZM2 170V169H1ZM8 170V169H7ZM99 170V169H98ZM99 170V171H100ZM142 170V169H141ZM236 170V169H235ZM68 171V170H67ZM127 171V174L125 173ZM139 171V170H138ZM238 171V170H237ZM129 172V173H128ZM229 172V171H228ZM4 173V172H3ZM92 174V173H91ZM129 174H135V175H129ZM232 174V173H231ZM145 175V176H144ZM262 175H264V174H262ZM63 176V175H62ZM130 176V177H129ZM249 176V175H248ZM1 177V176H0ZM6 177V176H5ZM4 177V178H5ZM103 177V176H102ZM109 177V178H108ZM134 177V178H135ZM141 177H144V178H141ZM83 178V177H82ZM86 178V177H85ZM6 179V178H5ZM5 179H3V181L5 180ZM143 179H145L144 180V182L142 181ZM261 179V178H260ZM260 179H259V181H260ZM263 179H264V177H263ZM58 180V179H57ZM137 180V179H136ZM2 181V182H3ZM6 181V180H5ZM52 181V180H51ZM238 182V185L239 186H241V188L238 186V188H240L239 190H237L238 188H234V189H229V188H225L224 187V185H229V184H231V183H235V182ZM1 182V181H0ZM11 182V181H10ZM103 182V181H102ZM125 182V181H124ZM12 183V182H11ZM83 183V182H82ZM106 183V182H105ZM261 182H259V184H260ZM4 184H7L6 182H4ZM8 184H10V183H8ZM87 184V183H86ZM94 184V183H93ZM258 184V183H257ZM256 184V185H257ZM73 185V184H72ZM80 185V184H79ZM78 185V186H79ZM100 185V184H99ZM58 186V185H57ZM81 187H83V185H80ZM79 186V187H80ZM86 186V185H85ZM233 186H234V184H233ZM2 187H4L5 189L4 190H2L3 192L6 190V186L5 185H3ZM66 187V186H65ZM76 188V190H74L73 191V189L74 188ZM71 189H68L67 190V192L66 193H68L66 196L67 197H72V196H75V195H77L76 193V191H77V189L79 188V187H75V186H73ZM116 187H115V185H114V187H113V189L115 188V190H117L116 189ZM220 187V188H219ZM222 187V188H221ZM227 187V186H226ZM9 188H10V186H9ZM50 188H52V187H50ZM85 188V187H84ZM219 190H218V189ZM243 188V189H242ZM244 188H247L249 191H247V190H245ZM252 190H251V189ZM3 189V188H2ZM62 189V188H61ZM82 190V188H79L78 190V194H80L81 195V193L82 192H85V190L84 191H81ZM89 189V188H88ZM100 189V188H99ZM123 189V188H122ZM133 189H135V188H133ZM242 189V190H241ZM255 189H256V186H255ZM259 189V188H258ZM1 190V189H0ZM57 190V189H56ZM64 190V189H63ZM69 190H71L72 191V193L73 192H75V194H73V195H70L71 194V191H70V194H69ZM87 190V189H86ZM90 190V189H89ZM95 190V189H94ZM125 190V189H124ZM128 190V189H127ZM126 190V191H127ZM132 189H129V191H131ZM61 191V190H60ZM125 191V192H126ZM239 191L241 192L242 191V193H239ZM245 191V192H244ZM258 191H260V190H258ZM10 191H9V189H8V192H7V194L9 193ZM57 192V191H56ZM79 192H81V193H79ZM118 192V191H117ZM128 192V191H127ZM262 192V191H261ZM2 192H0V194H1ZM12 193V192H11ZM87 192H85L84 194H86ZM103 193V192H102ZM107 194V192L104 190V193L102 194V195H105V196H107L106 194ZM108 193H109V191H108ZM4 195H5V192L3 193ZM2 194V195H3ZM88 194L89 193H87L86 194V196H88ZM114 194H116V193H114ZM125 194V193H124ZM123 194V195H124ZM256 194V193H255ZM4 195H3V197H4ZM10 195L12 196V194H9V196L7 195V197L5 196V200H6V198H8V200L11 198L10 197ZM68 195H70V196H68ZM90 195V194H89ZM122 195V196H123ZM246 195V194H245ZM257 195V194H256ZM86 197L85 195H83V193H82V197ZM105 196H103V197H105ZM114 196V198H115V196L116 195H113ZM237 196V195H236ZM263 196V195H262ZM0 197H2V196H0ZM101 197V196H100ZM255 197V196H254ZM254 197H252V196H247V197H245L244 196V198H243V196H242V198L244 199L243 200V206H244V204H245V206L247 205V206H249L248 208H251V212L252 213H250L249 215H251V216H253V214L255 213L256 214V212L257 213H261L262 211H264V210H262L263 208H262V206H261V210L262 211H260V212H258L260 209V207H256V208H258L259 210H257L256 208H255V206H253V208L252 207H250V206H252V204H257L256 202V199H258L257 197H256V199L254 198ZM87 198V197H86ZM88 198H90L89 196H88ZM99 198V197H98ZM113 198V199H114ZM91 199H92V197H91ZM113 199H112V201H113ZM123 199H124V201H123ZM126 199V200H125ZM254 199H255V201H254ZM261 199V198H260ZM7 200V202H9ZM13 197H12V199H11V201L13 202ZM10 201V202H11ZM17 201V200H16ZM67 201L69 202L70 200L69 199H67ZM245 201V202H244ZM262 200H260L259 202H261ZM10 202H9V204H10ZM67 202V203H68ZM108 202H109V200H108ZM111 202V201H110ZM253 202H255V203H253ZM64 203V202H63ZM262 203V202H261ZM15 205H16V203H14ZM14 204H10L11 206H13ZM65 204V206H66V203H64ZM63 204V205H64ZM86 204V203H85ZM101 204V203H100ZM259 204V203H258ZM9 205V206H10ZM259 205H261V204H259ZM258 205V206H259ZM17 206H19V205H17ZM65 206H61V210H62V207H65ZM103 206V205H102ZM242 206V205H241ZM244 206V207H245ZM8 206H6V208H5V212L6 211H8V215H10V212H12V216L11 217H13L14 215H18V213H17V210H16V206L14 207L13 206V208H11L12 210H10V207H8ZM82 207V206H81ZM90 207V206H89ZM95 207V206H94ZM99 207V206H98ZM264 207V206H263ZM3 208V207H2ZM91 208V207H90ZM89 208V209H90ZM96 208V207H95ZM101 208H103V207H101ZM247 208V207H246ZM7 209V210H6ZM19 209V208H18ZM64 209V208H63ZM67 209V208H66ZM85 209V208H84ZM83 209V210H84ZM88 209V208H87ZM93 209V208H92ZM255 209V210H254ZM10 210V211H9ZM208 210V211H209ZM232 210V209H231ZM254 210V211H253ZM19 211V210H18ZM63 211V210H62ZM84 211L85 212H87V215H85L86 213H84ZM84 211H82V212H80V213H82V215H84V217H82L83 219L85 218V220L87 219L86 217H89L88 215H89V211H92L91 213H97L96 211L97 210H95V212H93V210H84ZM99 211V210H98ZM224 211H225V209H224ZM249 211H250V209H249ZM64 212V211H63ZM103 211H101V213H102ZM254 212V213H253ZM1 213V212H0ZM90 213V214H91ZM200 213V214H201ZM210 213V212H209ZM237 213V212H236ZM243 213V212H242ZM262 213H264V212H262ZM5 214V213H4ZM22 214V213H21ZM211 214V213H210ZM237 214H239V213H237ZM248 214V213H247ZM254 214V215H255ZM19 215H20V213H19ZM204 215L206 216V214H202V216L204 217ZM208 215V214H207ZM242 215V214H241ZM241 215H238V216H241ZM92 216H94V215H92ZM91 215H90V219H92L93 217H92ZM238 216L235 218L236 220H237V218H238ZM246 215H244L243 214V216L241 217V219L242 218H244ZM251 216H250V218H251ZM259 216V215H258ZM257 216V217H258ZM15 217V216H14ZM63 217V216H62ZM72 217V216H71ZM74 217V216H73ZM92 217V218H91ZM207 217H209V220H211V217H213V216H207ZM57 218H58V215H57ZM124 218V217H123ZM132 219V221H131V219ZM181 218V219H180ZM219 218V217H218ZM229 218H231V216L229 217ZM240 218V217H239ZM238 218V219H239ZM4 219V218H3ZM8 219V218H7ZM63 220H64V218H62ZM67 219V218H66ZM73 219V220H72ZM71 220H72V223H71V220L69 219V224L68 225H70V223L71 224H73V222L75 221L74 220V218H72ZM79 219V218H78ZM136 219V218H135ZM208 218H206V220H207ZM234 219V221H236ZM245 219V218H244ZM260 219V218H259ZM16 220V219H15ZM17 220H18V218H17ZM88 220V219H87ZM93 220V219H92ZM146 220V219H145ZM145 220H144V222H145ZM169 220V221H168ZM179 220H178V222H179ZM184 220V219H183ZM205 220V221H206ZM240 220V219H239ZM246 220L248 221L249 219H247L246 218ZM20 221V220H19ZM152 221V220H151ZM208 221V220H207ZM220 221V220H219ZM218 221V222H219ZM223 221V220H222ZM238 221V220H237ZM236 221V223L238 224V222ZM5 222V221H4ZM25 222V221H24ZM86 222V221H85ZM84 222V223H85ZM171 222H172V220H171ZM171 222H170V224H171ZM209 222V221H208ZM211 222H213V220L211 221ZM18 224V222H15V224ZM64 223V225H66V228L67 227H71V226H68L67 225V223H68V220H66V222L64 221L63 222ZM66 223V224H65ZM75 223H77V221L75 222ZM87 223V222H86ZM85 223V224H86ZM90 223V222H89ZM105 223H106V221H105ZM104 223V226H106V224ZM150 223V222H149ZM206 223V222H205ZM234 222L232 221V225H235V224H233ZM258 223V227H257V225H256V227H254V229L255 230H257L258 232H259V234H262V231H261V225H259V222H256V224ZM2 224V223H1ZM7 224V223H6ZM14 224V226H12L13 224H11L10 223V225H11V229H13V232H14V229H15V232L17 231V230H20V229H17L18 228V226L21 224H16L15 225ZM25 224V223H24ZM206 224H208V223H206ZM213 225H214V222L212 223ZM219 224V223H218ZM5 225V224H4ZM48 225V224H47ZM146 225H150V224H148V222L146 223ZM227 225H228V223H227ZM1 226V225H0ZM84 226H86V225H84ZM109 226H106V228L108 227L109 228ZM207 226V225H206ZM210 226V225H209ZM215 226H216V224H215ZM225 226V227H224ZM237 226V225H236ZM261 226V227H260ZM3 227H5V226H3ZM12 227H15V228H12ZM49 227L51 228V229H53L50 225H49ZM65 227V226H64ZM63 227V228H64ZM82 227V226H81ZM88 227V226H87ZM211 228H213V226L211 225L210 226ZM232 227V226H231ZM7 228V227H6ZM19 228H21V225H20V227ZM27 228V227H26ZM49 228V229H50ZM105 228V227H104ZM149 228H151V226L149 227ZM148 228V229H149ZM207 228V227H206ZM215 228V227H214ZM216 228H218L217 230H213V231H209V230H207L208 232H210V233H207V237H205V238H202V239H200V241H202L205 245L207 244V246H209L210 245V243L211 242H213V243H217V245H215V247H217V246H221V247H225V251H226V253H227V256H228V259H229V264H237V262L236 263H234L235 262V260L236 259H239V258H241V262H239L238 264H264V233L262 234V235H259L258 236V232H257V235L255 234V235H253V237H257V238H253L252 236L250 237V238H247V240H246V238H244L243 237V239H236L235 240V242H234V239L232 238V240H229V241H227L228 240V238L227 239H225L226 237H219V235H220V232H221V234H223L224 233V230H225V228H227V226H226V224H224V223H221V225H217V227ZM259 228H260V230H259ZM33 228H31V230H32ZM48 229V230H49ZM50 229V230H51ZM57 229V228H56ZM61 229V228H60ZM84 229V228H83ZM91 229V228H90ZM93 229V228H92ZM95 229V228H94ZM151 229H155V228H151ZM178 229V228H177ZM209 229V228H208ZM230 229V228H229ZM35 230V229H34ZM49 230V232H51ZM62 230V229H61ZM60 230V231H61ZM104 230V229H103ZM102 230V231H103ZM164 230V229H163ZM67 231H69V230H67ZM87 231V230H86ZM86 231H84V232H86ZM95 231V230H94ZM127 231H129V232H127ZM145 231V230H144ZM22 232H23V230H22ZM25 232V231H24ZM31 232V231H30ZM48 232V234L47 235H52V234H50ZM80 232V231H79ZM79 232H77V233H79ZM226 232V231H225ZM8 233V232H7ZM25 233H27V232H25ZM89 233V232H88ZM91 233V232H90ZM142 233V234H141ZM227 233V232H226ZM24 234V233H23ZM31 234V233H30ZM33 234V233H32ZM63 234V233H62ZM69 234V233H68ZM93 234H94V232H93ZM101 234V233H100ZM117 234V235H116ZM10 235V234H9ZM28 235H29V233H28ZM88 235V234H87ZM96 235H98L97 233H96ZM120 237H122V238H124L122 241H121V239L122 238H120ZM230 235V234H229ZM246 235V234H245ZM14 236V235H13ZM26 236V235H25ZM49 236V237H50ZM74 236V235H73ZM83 236V235H82ZM94 236V235H93ZM105 236H106V234H105ZM221 236H223V235H221ZM225 236V235H224ZM228 236V235H227ZM260 236H262L261 237V239H260ZM10 237H12V236H10ZM15 237V236H14ZM76 237V236H75ZM78 237V236H77ZM81 237V236H80ZM79 237V238H80ZM85 239H86V233H85ZM90 237V236H89ZM116 237H119L120 238V240H117L116 241ZM229 237V236H228ZM232 237H235V234H234V236H232ZM47 238V237H46ZM68 238H71V237H68ZM113 238V239H112ZM118 238V239H119ZM259 238V239H258ZM263 238V239H262ZM39 239V238H38ZM74 239V238H73ZM81 240H79V241H77V244H78V242H80V244L82 245V243H81V241H83V243H85L84 242V240H82V238H80ZM223 239H224V241H223ZM249 239H254L255 241H252V240H249ZM258 239V240H257ZM10 240V239H9ZM41 240H44V238L43 239H41L40 238V241ZM49 240V239H48ZM48 240H46L47 241V243H48ZM87 240H88V238H87ZM102 240V239H101ZM112 240H114V242H116V243H112V244H114V245H112L111 246V242H112ZM250 241V243L251 242H255V244H253V243H251V245L253 244V248L251 247V251L250 250H248V249H250V247L247 249V247L248 246H246V249L244 248L243 249V247H245V245H244V241ZM16 242H17V240H15ZM35 241H36V239H35ZM45 241V242H46ZM71 241V240H70ZM72 241H74V240H72ZM86 241V240H85ZM231 241V242H230ZM37 242V244L39 243L38 241H36ZM45 242H41V243H45ZM50 242H51V240H50ZM49 242V243H50ZM69 242V241H68ZM76 242V241H75ZM89 242V241H88ZM88 242H86V243H88ZM230 242V243H229ZM233 242V243H232ZM90 243V242H89ZM110 243V244H109ZM208 243H209V245H208ZM10 244V243H9ZM34 244V243H33ZM36 244V243H35ZM80 244H79V246H80ZM108 244H109V246H108ZM219 244V245H218ZM229 244H232V245H229ZM233 244H234V246H233ZM32 245V244H31ZM48 245V244H47ZM46 244L44 245V247H46L47 246ZM70 245H71V243H70ZM84 245V244H83ZM85 245H87V244H85ZM84 245V246H85ZM211 245H213V244H211ZM244 245V246H243ZM250 245V246H251ZM49 246H51V244L50 245H48V247ZM78 246V245H77ZM76 246V247H77ZM78 246V247H79ZM89 246V245H88ZM87 246V247H88ZM229 246H231V247H229ZM233 246V247H232ZM35 247V246H34ZM48 247H47V250H48ZM63 247V246H62ZM68 247V246H67ZM86 247V250L88 249ZM90 247H91V245H90ZM89 247V248H90ZM94 247V246H93ZM105 247H110L108 250H106L107 248H105ZM26 248H29V247H26ZM54 248V247H53ZM70 248H72V247H70ZM84 249L85 250V247H80V248H78L79 250L80 249ZM105 248V249H104ZM40 249V248H39ZM42 249H43V246H42ZM50 249V248H49ZM67 249V248H66ZM76 248H74L73 250H75ZM82 249V250H83ZM94 249H95V247H94ZM94 249H92L93 251H95ZM46 250V251H47ZM75 250V252H76V254H77V252H82V250ZM83 250V251H84ZM99 250H101L102 252L100 253L99 252ZM106 250V251H105ZM258 250L259 251H261L262 252V254L260 253V252H258ZM67 251V250H66ZM92 251V252H93ZM97 251H96V254H95V252L92 254H88V250L87 251H84V253H86V256H83V255H85L83 252H82V254H80V255H82V260H81V262H82V264H84V262H89L90 264H95V263H93V262H90V261H92V257H94V261H95V259H96V255H97ZM89 252H91V250L89 251ZM44 253V252H43ZM52 253V252H51ZM47 254V253H46ZM59 254V253H58ZM63 254V253H62ZM70 254V253H69ZM79 254V253H78ZM77 254V255H78ZM88 254V255H87ZM95 254V256H93ZM103 254V255H104ZM130 254V255H129ZM131 254H132V257H131ZM61 255V254H60ZM80 255H78V256H80ZM91 255H92V257H91ZM122 255V256H121ZM124 255H126V256H124ZM127 255H129L128 257H127ZM50 256V255H49ZM59 256V255H58ZM76 256V255H75ZM118 256H120V257H118ZM124 256V259L122 258ZM62 257V256H61ZM84 257H87L86 259L84 258ZM117 257V258H116ZM126 257H127V259H126ZM26 258V257H25ZM24 258V259H25ZM42 258V257H41ZM52 258V257H51ZM80 258V257H79ZM88 258H90V259H88ZM61 259V258H60ZM68 259V258H67ZM71 259V258H70ZM120 259V260H119ZM121 259H123V260H121ZM56 260V259H55ZM84 260V261H83ZM86 260V261H85ZM29 261H30V258H29ZM46 261V260H45ZM51 261H53L52 259H51ZM60 261V260H59ZM58 261V262H59ZM77 261V260H76ZM237 261V260H236ZM56 262V261H55ZM58 262H56V263H58ZM63 262V261H62ZM61 262V263H62ZM70 262H72V261H70ZM88 263V264H89ZM103 263H99V264H103ZM32 264H33V262H32ZM69 264V263H68ZM87 264V263H86Z\"/></svg>",
	"mask_w": 264,
	"mask_h": 264
},
{
	"label": "clouds",
	"instance_id": "3",
	"mask_svg": "<svg viewBox=\"0 0 264 264\" xmlns=\"http://www.w3.org/2000/svg\"><path fill=\"white\" fill-rule=\"evenodd\" d=\"M186 264H229L223 247L217 246L201 252H194L191 240L183 241Z\"/></svg>",
	"mask_w": 264,
	"mask_h": 264
}]
</instances>
